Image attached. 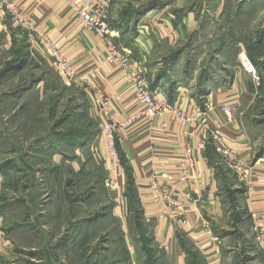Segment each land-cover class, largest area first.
<instances>
[{
    "label": "rangeland",
    "instance_id": "obj_1",
    "mask_svg": "<svg viewBox=\"0 0 264 264\" xmlns=\"http://www.w3.org/2000/svg\"><path fill=\"white\" fill-rule=\"evenodd\" d=\"M113 1L117 20L109 14L110 26L137 45L146 42L152 89H190L203 111L222 86L224 94L236 92L238 116L262 157L264 0H232V8L226 0L219 10L220 0H184L179 8L174 0ZM48 50L0 14V264H165L150 225L146 233L141 227L138 199L125 216L116 211L114 167L99 145L100 124L85 90ZM243 53L258 83L239 68ZM241 191L231 192L242 200ZM223 209L216 221L222 229L214 230L220 237L235 230L226 215L231 207ZM249 239L228 241L238 256L248 252L263 263Z\"/></svg>",
    "mask_w": 264,
    "mask_h": 264
},
{
    "label": "crops",
    "instance_id": "obj_2",
    "mask_svg": "<svg viewBox=\"0 0 264 264\" xmlns=\"http://www.w3.org/2000/svg\"><path fill=\"white\" fill-rule=\"evenodd\" d=\"M184 2V0H174L173 5L179 8ZM225 2L226 0H220L216 9L219 10ZM17 4L25 9L33 6L39 8L36 16L38 30L35 37L42 40L45 46L52 44L61 52L66 59V72H71L75 76H83L92 71L97 72L98 82L104 92L114 98L109 103V113L116 119L123 118L132 108L133 101L129 88L123 83L115 65L107 66L102 63L105 56V42L93 32L87 31L81 22L75 21L66 7L59 2L17 0ZM115 6V1L112 0L109 8L112 21L117 20L113 15ZM232 6L233 2L230 0L229 7L232 8ZM0 14L4 16L3 13ZM108 33V38L117 45L120 54L135 66H140L144 76L154 71L150 67V53L146 42L140 40V45H137L128 39L127 34L121 35L119 30L111 26ZM149 84L151 85L150 82ZM153 89L187 114L199 108L190 89L179 86L170 89L159 84ZM221 89L222 92H219V96L215 97L210 105L212 112L206 111L197 126L186 128L189 133L188 137L181 135L182 128L178 124L165 117H157L150 122L136 124L115 139L117 157L122 156L124 159V166L130 174L132 190L130 196L127 192L128 179L124 168L119 163L110 174V180L115 181L117 189L114 192L115 203L118 204L116 211L125 216L126 210L128 211L129 207L132 208L130 199H138L137 204L142 207L139 209L141 227L146 233L145 224L150 225L153 244L159 251L157 252L158 261L165 264H264L262 261L257 263L253 257L246 256L249 255L248 252L246 255L241 252L248 258L238 256L240 253L237 254L236 248L232 247L228 241L233 235L237 241L236 244L239 245L240 240L249 239L248 235L242 234L243 230L245 231L244 227L250 228L253 234L252 239L248 241L252 240L258 255L264 259L258 248L257 239L259 225L264 227V155L256 157L246 131L248 128L244 127L238 116V94L230 92L233 89L228 90L230 93L224 94V86ZM85 96L92 114L101 126L105 118L96 96L87 91H85ZM226 103L231 104L233 123L224 128V135L232 142L238 156L248 164V172L252 175L248 181L237 178L213 154L209 144V134L205 130V125H210L215 121V115H219V108ZM164 123L168 124V128L164 129ZM202 140L206 143V148L196 159L195 168L190 172V181L185 186L177 182L174 184L180 194L178 211L184 216L186 222L177 226L175 230H169V220L176 212L174 209L169 210V217L166 219L156 217V213L149 207L147 197L149 176L152 171L163 169L177 181L180 177V170L176 162L185 147L194 146ZM101 142L100 137L99 145L105 155L104 144ZM219 166L224 171L220 172ZM229 174L232 176L230 177ZM226 175L229 178H226ZM1 184L3 180L0 178V186ZM248 188H251L252 192H249ZM237 190H242L240 194L242 200L235 198V195L233 197L234 192L231 191ZM241 201H243L242 204H240ZM226 205L231 207L226 215L232 216L235 230L229 234L230 236L220 237L214 230L222 229L216 221L222 216ZM2 241L0 237V245Z\"/></svg>",
    "mask_w": 264,
    "mask_h": 264
},
{
    "label": "built area",
    "instance_id": "obj_3",
    "mask_svg": "<svg viewBox=\"0 0 264 264\" xmlns=\"http://www.w3.org/2000/svg\"><path fill=\"white\" fill-rule=\"evenodd\" d=\"M63 4L78 22L90 32H93L105 42L104 65H115L123 83L129 88V93L133 101L132 108L121 119H116L109 113L111 96L106 95L101 84L98 82V73L90 72L83 76H75L66 72V59L54 45L47 44L50 56L55 60L57 66L64 71L65 76L73 79L77 86L96 96L100 104V110L105 121L100 126V137L104 144L106 160L111 167L119 165L117 157L115 139L120 134L135 126L138 123L150 122L157 117H165L167 120L178 124L181 128V135L188 137L187 127L197 126L206 111L212 112L210 106H205V111L197 108L195 112L187 114L179 106L160 96L156 89H152L146 80L140 66H135L125 59L119 52L117 45L108 38L110 30L109 8L111 0H50ZM3 4L5 17L16 27L37 34L38 7L25 9L17 4V0H0ZM40 35H42L40 33ZM239 68L254 83H258V76L255 67L249 62L245 54L239 56ZM219 115H215V121L210 125H205V130L209 134V144L215 155L223 164L240 180L248 181L252 175L248 172V164L243 161L232 142L224 135V128L232 125L231 104L226 103L219 108ZM164 129L168 124H163ZM206 148L204 140L194 146H186L180 158L176 162L180 170V177L176 181L174 177L163 169L152 171L147 185V197L150 209L156 213L158 219L169 217V210L174 209L175 215L168 223L169 230H175L177 226L183 225L186 221L184 216L178 211L180 207V194L175 189L177 182L185 186L189 181L190 172L195 168L196 159L202 155ZM252 192L251 188H248ZM258 248L264 256V227L259 225Z\"/></svg>",
    "mask_w": 264,
    "mask_h": 264
},
{
    "label": "trees",
    "instance_id": "obj_4",
    "mask_svg": "<svg viewBox=\"0 0 264 264\" xmlns=\"http://www.w3.org/2000/svg\"><path fill=\"white\" fill-rule=\"evenodd\" d=\"M115 147H116V142H115ZM211 149H212V147H211ZM116 152H117V150H116ZM210 152V151H209ZM212 152H213V154L215 155V153H214V151H213V149H212ZM211 153V152H210ZM216 156V155H215ZM119 159V163H120V165H122V168H124V172H125V174H126V177H127V179H128V182H127V192L130 194V196L132 195V190H131V180H130V174H129V172H128V170L126 169V167L124 166V159H123V157L122 156H120V158H118ZM132 199V198H131ZM131 199H130V202L132 203L133 201H131ZM153 264V263H152Z\"/></svg>",
    "mask_w": 264,
    "mask_h": 264
}]
</instances>
